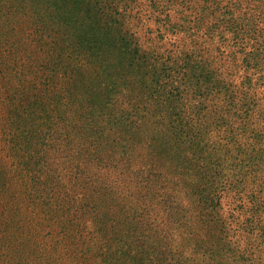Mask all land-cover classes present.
I'll return each instance as SVG.
<instances>
[{
  "label": "rangeland",
  "instance_id": "1",
  "mask_svg": "<svg viewBox=\"0 0 264 264\" xmlns=\"http://www.w3.org/2000/svg\"><path fill=\"white\" fill-rule=\"evenodd\" d=\"M0 167V264H264V0H0Z\"/></svg>",
  "mask_w": 264,
  "mask_h": 264
},
{
  "label": "trees",
  "instance_id": "2",
  "mask_svg": "<svg viewBox=\"0 0 264 264\" xmlns=\"http://www.w3.org/2000/svg\"><path fill=\"white\" fill-rule=\"evenodd\" d=\"M37 103H40V101L34 102L32 104V106H34ZM21 104H22V106L24 105V100L19 101V105H21ZM44 105H45V103L41 104L39 107H42ZM41 109L43 110L44 108H41ZM36 111H37V109H35V110L32 109L31 112H32V114H35V116H40V115H37ZM42 117L44 120L48 118V116L45 114L42 115ZM35 126L24 127L23 129H21V133H22L23 138L25 139V142L29 143L27 141L28 138H36V133L40 132V126L39 125H35ZM12 139L14 142H16V139L13 136H12ZM28 148H30V145L26 146V149H28ZM54 148H55L54 151L57 150L58 153L61 154V159H64L65 163L66 162L69 163L71 161L70 159L65 158V156H64L65 146L61 141H60V144L54 145ZM70 149H71V147H67L68 151H70ZM21 164H23V161L21 162ZM3 171L4 170L2 169V167H0V193L3 190H5L6 191L5 193H7V195H10L11 197H13L14 194H12V193H10V191H8V189H10V187L8 185L11 182V178L9 177L8 174H4ZM15 227H17V220H16V217H15L13 211L11 213H8V215H7L5 208L0 209V244L5 245V240L12 241V237H11L12 229H14Z\"/></svg>",
  "mask_w": 264,
  "mask_h": 264
}]
</instances>
